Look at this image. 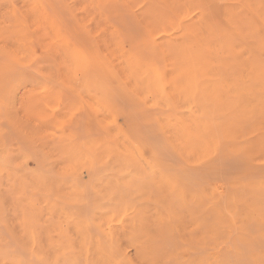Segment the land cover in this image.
<instances>
[{
    "label": "rangeland",
    "instance_id": "rangeland-1",
    "mask_svg": "<svg viewBox=\"0 0 264 264\" xmlns=\"http://www.w3.org/2000/svg\"><path fill=\"white\" fill-rule=\"evenodd\" d=\"M0 30V264H212L264 231V0H0Z\"/></svg>",
    "mask_w": 264,
    "mask_h": 264
},
{
    "label": "bare ground",
    "instance_id": "bare-ground-1",
    "mask_svg": "<svg viewBox=\"0 0 264 264\" xmlns=\"http://www.w3.org/2000/svg\"><path fill=\"white\" fill-rule=\"evenodd\" d=\"M44 11H46L47 12V10H45L44 9ZM111 16V15H110ZM245 17V16H244ZM243 17V18H244ZM59 19V18H58ZM58 19H56V24L58 23ZM222 23V22H221ZM25 24V23H24ZM130 24V23H129ZM60 25V24H59ZM1 31V30H0ZM134 34H135V32H134ZM139 35V34H138ZM155 39V38H154ZM154 39H153V41H154ZM71 44V43H70ZM143 45V44H142ZM147 52V51H146ZM207 64H208V61L207 60H205V59H203L202 60V75H205V74H207V72H208V69H207ZM151 68V67H150ZM154 73H155V75L157 74V76H159L160 74H159V72H157V70H155L154 71ZM158 86V85H157ZM120 96H118V98H119ZM117 99V98H116ZM118 100V99H117ZM121 101H122V99H121ZM117 102H119V100L117 101ZM122 103V102H121ZM61 104V103H60ZM143 106V105H142ZM2 107V106H1ZM151 109V108H150ZM159 109V108H158ZM56 110V109H55ZM157 110V109H156ZM167 110V109H166ZM156 113H158L157 111H155ZM163 112H165V111H163ZM155 116V115H154ZM140 118V120H141V117H139ZM154 118V120L156 119L155 117H153L152 116V119ZM82 119H83V117H82ZM85 119V118H84ZM81 121V124L80 125H82L83 123H82V120H80ZM156 121V120H155ZM144 123H145V121H144ZM141 124H143V123H141ZM153 124H156V126H157V123H153ZM79 125V126H80ZM143 125H146V123L145 124H143ZM78 126V127H79ZM156 126H155V128H154V130L153 131H157V128H158V130L160 129V127L158 126L157 128H156ZM7 127H9V126H7ZM77 128V127H76ZM79 129V131L81 132V130L83 129V125L81 126V127H79L78 128ZM156 129V130H155ZM9 130V129H8ZM148 130H149V128H148ZM150 131V130H149ZM148 131V132H149ZM152 131V130H151ZM151 131H150V133H151ZM161 131V130H160ZM11 133H13L12 132V130H11ZM160 132L158 131V135H157V137L156 136H154V134H156V132L154 133L153 132V135H149V136H151L150 138H152L153 140V142H154V140H155V142H157L156 144H158V145H160V143H162L163 142V139L165 138V136H164V138L163 139H161L162 137H163V134L162 133H160L162 136H160V134H159ZM15 134V133H14ZM85 134V133H84ZM145 134V133H144ZM152 134V133H151ZM3 135V134H2ZM8 135V134H7ZM6 135V136H7ZM81 135H83L82 133H81ZM5 136V135H4ZM149 136H147V137H149ZM7 137H9V136H7ZM155 139H154V138ZM160 137V139L162 140L160 143H158V141L159 140H157L158 138ZM7 139V138H6ZM19 139V138H18ZM223 140V139H222ZM7 141H8V139H7ZM166 141V140H165ZM147 142V141H146ZM144 143V142H143ZM167 143V142H166ZM197 143V142H196ZM149 144V143H148ZM163 144V143H162ZM161 144V145H162ZM168 144V143H167ZM160 145V146H161ZM169 145L170 144H168V147H169ZM225 145V144H224ZM159 147V146H158ZM164 149L166 148V147H163ZM170 149H172V147L170 146L169 147ZM167 149V148H166ZM165 149V150H166ZM222 149V148H221ZM157 150H160L159 148H157ZM174 150V149H173ZM164 150H161V153L163 152ZM171 150H169V152H170ZM168 152V150L166 151V153L164 154V152L162 153V154H164V155H166V157H168L167 156V153ZM174 153H175V151H173ZM172 152V153H173ZM223 152V151H222ZM222 152L220 153V157H221V154H222ZM89 153V152H88ZM140 153V152H139ZM171 153V154H172ZM177 153V152H176ZM175 153V156H177V154ZM147 154V153H146ZM173 156H174V154H172ZM169 156L171 157V155H170V153H169ZM172 156V157H173ZM223 156V155H222ZM229 156V155H228ZM239 156H240V154H239ZM150 157V156H149ZM172 157H171V159H172ZM177 157H179V156H177ZM177 157H174V159H178V160H180L179 158H177ZM233 157H234V155H233ZM237 158H238V156H236ZM236 157H235V159H236ZM169 158V157H168ZM222 158L223 157H221V160H220V158H219V160L221 161V163H222ZM226 158V157H225ZM170 159V160H171ZM231 160H227V158L226 159H224V161H226V163H225V165H228V161H230L231 163H229V165L230 164H232V160L234 159H232V158H230ZM240 159V158H239ZM239 159H237V160H239ZM108 160V159H107ZM175 160V161H176ZM218 160V161H219ZM237 160H235V162L234 163H237V164H239V161L237 162ZM243 160V159H242ZM172 161H174V160H172ZM174 161V162H175ZM183 160H182V158H181V160L179 161V162H182ZM217 161V160H216ZM177 162V161H176ZM240 162H242V163H244V166L245 167H247L246 166V164L245 163H247V162H243V161H240ZM183 163H186V162H184L183 161ZM233 163V166H235V164ZM224 163H222V165H223ZM247 164H249V163H247ZM176 165H178V163L176 164ZM187 165V167H189V168H191L190 166H188V164H186ZM228 165V166H229ZM241 165H243V164H241ZM241 165H239V166H241ZM231 167H233L232 165H230ZM244 166H242V167H244ZM250 166V165H249ZM252 166V165H251ZM250 166V167H251ZM182 167V166H181ZM201 167V166H200ZM223 167H225V166H223ZM222 167V168H223ZM227 167V166H226ZM225 167V168H226ZM178 168V167H177ZM221 168V167H220ZM219 168V170H221ZM233 168H235V167H233ZM170 169H172V168H170ZM176 169V168H175ZM192 169H194V168H192ZM191 169V170H192ZM197 169V168H196ZM196 169H194V170H196ZM200 169V168H199ZM201 169H202V167H201ZM206 169V168H205ZM224 169V168H223ZM221 170V171H224V170ZM230 169H232V168H228L227 167V169L225 170V176H223L225 179H229V177H233V175H234V173H233V170H230ZM242 169H244V168H242ZM264 169V168H263ZM194 170H193V173H194ZM198 170V169H197ZM196 170V171H197ZM208 170V169H207ZM211 170V169H210ZM214 170V171H213ZM216 169H214V168H212V170L210 171V173H209V171L207 172V173H205V172H203V173H205V175H203V174H201L200 175V173H202V172H200L199 173V171H197V172H195V174H197V176H199L200 175V177H199V179L201 178V179H203L202 177L204 176V177H206V174H207V177H206V179L209 177V176H211L210 174H212V173H215V172H217L218 173V168H217V170L215 171ZM228 170H230L229 172H227ZM239 170H240V167H239ZM213 171V172H212ZM220 171V173H218L219 175H216L217 173H215V176H219V177H217V178H220V174H222V172ZM236 171H238V169H235L234 170V172H235V174H237L236 173ZM241 171H243V170H241ZM240 171V172H241ZM261 171H263V170H261ZM192 172V171H191ZM230 172H232V173H230ZM239 172V173H240ZM188 173V172H187ZM199 173V174H198ZM226 173L228 174L229 173V175H226ZM186 174V173H185ZM191 174V173H190ZM195 174H193L194 175V177H195ZM231 174H233V175H231ZM257 174V173H256ZM192 175V176H193ZM214 175V174H213ZM212 175V176H213ZM238 175V174H237ZM240 175H241V173H240ZM248 175H250V173L248 174ZM252 175H255V174H253L252 173ZM202 176V177H201ZM214 176V178H216ZM227 176V177H226ZM229 176V177H228ZM236 176V175H235ZM88 177V176H87ZM184 177V176H183ZM185 177H188V176H185ZM222 177V176H221ZM222 177V178H223ZM231 177V178H232ZM255 177V176H254ZM82 178V177H81ZM198 178V177H197ZM210 178H212V177H210ZM83 179V178H82ZM189 179V178H188ZM195 179V178H194ZM213 179V178H212ZM224 179V180H225ZM79 180V179H78ZM91 180H93L92 178H91ZM143 180V179H142ZM211 180V179H210ZM214 180V179H213ZM218 180V179H217ZM220 180V179H219ZM221 180H223V179H221ZM80 181V180H79ZM86 181H87V179H86ZM136 181V180H135ZM193 181V180H192ZM205 181V180H204ZM226 182H229V181H227V180H225ZM81 182V181H80ZM206 182H208V181H206ZM209 183V182H208ZM195 184H197V183H195ZM83 185V184H82ZM228 186H230V185H228ZM228 186H227V188H228ZM90 188V187H89ZM91 189V188H90ZM226 195V194H225ZM226 197V196H225ZM178 200V199H177ZM179 201V200H178ZM226 208V207H225ZM227 209V208H226ZM225 210V209H224ZM228 210V209H227ZM213 216V215H212ZM109 229V228H108ZM239 233H238V237H237V239H235V243H234V246H233V249H230V253L229 254H226V255H223L222 256V258L221 259H219L217 262H215V263H212V264H264V244H262V242L261 241H263L264 242V231H259V230H250V229H248V228H242V229H240L239 231H238ZM205 233V232H204ZM97 234H100V233H97ZM111 240V239H110ZM224 242V241H223ZM173 248V247H172ZM170 249H171V247H170ZM174 249V248H173ZM210 249V248H209ZM227 250H229V249H227ZM122 257H123V255H122ZM125 258V257H124ZM123 258V259H124ZM215 261V260H214ZM125 264H126V262H125Z\"/></svg>",
    "mask_w": 264,
    "mask_h": 264
}]
</instances>
